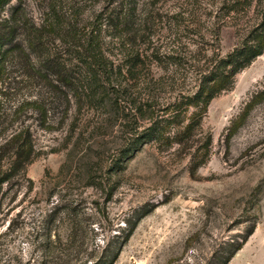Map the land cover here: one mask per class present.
Returning a JSON list of instances; mask_svg holds the SVG:
<instances>
[{
	"label": "rangeland",
	"instance_id": "374dc122",
	"mask_svg": "<svg viewBox=\"0 0 264 264\" xmlns=\"http://www.w3.org/2000/svg\"><path fill=\"white\" fill-rule=\"evenodd\" d=\"M24 1L36 25H44L49 12L58 19L75 13L91 18L105 3ZM208 2L195 0V7L189 8L184 0H139L137 12L151 9L171 18L152 26L150 32L160 37L156 44L164 45L167 34L176 31L185 37L186 47L200 48L201 40L189 34L191 29L201 30L206 47H215L211 45L218 30L226 53L239 39L234 15L219 9L223 0ZM191 21L195 24L184 29ZM253 21L251 13L241 25ZM45 40L48 48L63 51L53 36ZM64 58L78 73L76 61L70 64ZM26 60L18 53L9 61L0 84V105L10 113L4 127H31L39 156L27 168L32 183L26 179L19 191L6 185L0 193V264H91L109 240H122L127 220L131 224L137 219L114 264H206L218 243L240 241L252 225L254 232L229 264H264V100L248 107L264 88V54L236 76L231 90L211 101L197 136L211 135L210 157L194 173L189 154L152 144L120 161L125 168L114 172L123 145L117 112L106 106L80 108L74 96L69 105V90L54 94V103L47 102L50 128L25 106L12 115L20 103L49 91L31 78ZM177 83L184 84L182 75ZM170 90L168 85L162 94ZM89 170L95 186L87 185Z\"/></svg>",
	"mask_w": 264,
	"mask_h": 264
},
{
	"label": "trees",
	"instance_id": "16d2710c",
	"mask_svg": "<svg viewBox=\"0 0 264 264\" xmlns=\"http://www.w3.org/2000/svg\"><path fill=\"white\" fill-rule=\"evenodd\" d=\"M184 1L189 8L195 7V0ZM138 5L139 0H105L91 18L75 13L58 19L49 12L48 21L36 25L24 0H0V84L9 61L18 53L23 54L30 62L31 78L41 81L49 91H40L37 97L20 103L12 115L25 106L26 112L31 110L43 126L50 128L47 102L54 103V94L69 90V105L74 96L80 108L106 106L117 112L123 145L115 159L114 172L125 168L120 161L127 162L142 146L152 144L167 150L175 147L179 153L189 154L190 171L194 173L210 157L211 135L197 136L211 101L231 90L236 76L264 54V0H223L219 9L225 8L228 16L234 15L239 35L238 42L226 53L222 52L218 30L216 43L211 45L215 47H206L201 30L192 33L191 29L189 34L201 40L197 41L200 48L186 47L185 37L176 31L173 36V32L167 34L169 39L164 45L156 44L160 37L156 39V34L150 32L152 26L163 22V18H171L151 9L138 13ZM189 13L195 15L193 10ZM251 13L254 21L241 25ZM193 23L184 25V29ZM50 35L60 41L63 54L48 48L45 39ZM64 56L70 64L76 61L78 73L68 67ZM181 75L184 84L180 86L177 82ZM168 85L172 90L164 96L162 92ZM263 100L264 88L254 94L248 107ZM67 113L68 109L65 116ZM9 115L0 105V193L6 185L19 191L26 179L32 183L27 168L39 156L29 125L4 127ZM95 179L89 170L87 185L95 186ZM138 221L130 224L127 220L129 227L122 240H109L91 264H114ZM254 230L255 225L250 226L240 241L218 243L206 264H229Z\"/></svg>",
	"mask_w": 264,
	"mask_h": 264
}]
</instances>
